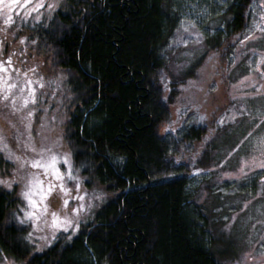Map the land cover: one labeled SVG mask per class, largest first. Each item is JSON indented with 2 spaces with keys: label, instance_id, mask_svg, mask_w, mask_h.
<instances>
[{
  "label": "trees",
  "instance_id": "1",
  "mask_svg": "<svg viewBox=\"0 0 264 264\" xmlns=\"http://www.w3.org/2000/svg\"><path fill=\"white\" fill-rule=\"evenodd\" d=\"M251 1L232 0L229 32L246 27ZM175 11L173 0H67L51 18L13 27L12 38L0 21V61L10 56L24 75V111L33 95L39 108L34 118L20 115L21 97L3 99L0 88V181L12 184L0 183V254L20 264H231L237 257L242 248L232 253L215 232L212 217L222 221V213L195 202L189 168L175 160L177 146L199 141L204 128L190 127L173 147L158 132L178 94L171 82L164 98L161 79ZM216 41L222 45L221 36ZM10 74L0 73L4 85L13 83ZM57 117L61 126H48ZM48 136L60 141L62 154ZM30 143L35 159L21 163ZM51 154L67 156L80 186L88 179L80 194L93 216L81 223L80 214L66 217L76 221L66 228L47 220L37 230L38 194L40 207H33L24 193L37 173L43 179L32 161ZM95 184L107 192L102 203L93 199Z\"/></svg>",
  "mask_w": 264,
  "mask_h": 264
},
{
  "label": "rangeland",
  "instance_id": "2",
  "mask_svg": "<svg viewBox=\"0 0 264 264\" xmlns=\"http://www.w3.org/2000/svg\"><path fill=\"white\" fill-rule=\"evenodd\" d=\"M173 1L178 22L161 53L165 63L161 79L165 86L164 98L171 82L176 83L178 94L169 105V117L159 126L158 132L173 147L176 139L190 127L204 128V135L199 141L177 146L176 163L182 162L189 168L188 189L194 194L195 202L208 210L222 213V221L216 216L212 219L215 232L224 238L227 250L231 249L234 253L238 246L242 248L237 257L231 259V264H264V168L260 167L264 164V143H261L264 140V0L251 1L246 13V27L238 33L228 29V9L232 0ZM66 2L12 0L10 7H4L9 0H3L0 3V21L9 26L7 30L12 38L10 32L13 27H29L43 18L49 19L63 9ZM38 4L41 6L37 7ZM9 18L11 22L5 23ZM219 36L222 45L218 47L216 37ZM10 37L6 36L9 42ZM23 54L20 56H30V53ZM4 66L8 71L0 73L4 72V79H9L12 72L11 85L14 87L8 90L0 80V88L17 99L21 97L15 106L23 115L25 104L21 87L24 75L16 74L17 67L14 64L9 66L8 59ZM43 68H40L43 70L41 73H45ZM36 80L39 81V77ZM60 80L57 79L58 84ZM24 112L28 116L32 113L34 118L39 108L32 101L29 106L26 105ZM52 123L48 126H61V119L57 117ZM48 137L54 150L57 149L56 153L62 154L60 141ZM13 143V148L19 146L17 141ZM31 145L21 148L20 153L25 155L21 163L35 159L30 153ZM4 149L5 146L0 143V150ZM62 157L65 156L57 157V168L63 174L62 182L68 191L60 189L61 181L54 179L51 172L40 174L45 187L50 181L57 187L46 200H41L38 195L41 211L35 226L37 230L43 228L47 220H51L55 227L64 224L66 228V217L80 214L83 218L78 222L81 223L93 216L89 213L87 202L80 199L78 205L76 198L87 194L82 184L86 187L88 179L82 177V184L77 188L78 182L67 175L70 164L72 175L76 177L73 165L68 161L61 166V162L64 163ZM18 170L20 174L23 169ZM93 189L94 200L101 203L106 200L104 185L95 184ZM65 200L70 205L65 206ZM46 202L47 210H44ZM80 205L83 207L80 208ZM76 207L79 211L73 212ZM54 212L57 213L55 219ZM71 220L74 225L76 221ZM258 235L263 237L257 240ZM0 264L20 263L13 257L0 254Z\"/></svg>",
  "mask_w": 264,
  "mask_h": 264
},
{
  "label": "snow or ice",
  "instance_id": "3",
  "mask_svg": "<svg viewBox=\"0 0 264 264\" xmlns=\"http://www.w3.org/2000/svg\"><path fill=\"white\" fill-rule=\"evenodd\" d=\"M0 3H3V0H0ZM12 4V0H9V3L7 4H4V7H10ZM41 5H37V7H40ZM51 7V6H50ZM38 18V17H37ZM11 22V18H9V20H6L5 23H9ZM248 37H245V39H247ZM8 64L9 66L11 65V57L9 56L8 57ZM0 71H4V72H7L8 71V68L4 66V63L2 61H0ZM29 83H31V81H29ZM5 87L6 89L10 90L12 87H14V85H11V84H5ZM32 92L34 93L35 92V89H32ZM3 99H7L8 98V91H5L4 94H3ZM13 101L15 100V97L12 98ZM32 99L33 101L35 100V96L33 95L32 96ZM24 103L27 104L28 103V100L25 99L24 100ZM32 113H29V116H31ZM261 143H264V140L261 141ZM33 151H36L35 148H33ZM45 151H48L44 148H41L40 149V152H45ZM17 159H19L17 157ZM61 159L64 160V163L65 164H68V160H67V156L65 157H62ZM57 156L55 154H51L49 156V158L47 160L44 159V157H40L38 158L37 160H34L32 161V164L34 167H39V168H42L44 170V174L45 175H48L50 172L51 174L53 175L54 179L56 180H60L61 183L59 185L60 189L63 191V192H67L68 189H66L63 185V174H61L59 172V169L57 168ZM261 168H264V164H261L260 165ZM67 175L70 179H78V177H75L72 175V171H71V165L69 164V167H68V172H67ZM36 177L37 179L32 182V187H29L24 195L26 197V199H28L29 203L33 206V207H40L39 204H37V202L33 199V196H32V193L33 191H36L37 194L40 196L41 200H46V198L52 194V192L54 191V189L57 187V185H55L54 183H52L51 181L48 183L47 187L44 186V183H43V180L39 179V173L36 174ZM264 179V178H262ZM0 183H6L7 186L9 188L12 187V184L11 183H8L7 181H0ZM77 188L80 187L79 184L76 185ZM77 199H82L83 197L82 196H77L76 197ZM68 203L67 200L64 201V205L66 206ZM44 210H47V204H45L44 206ZM83 205H80V208H82ZM73 212H78L79 211V208H73L72 209ZM35 213H29V215H34ZM57 216V213H53V218L55 219ZM66 224L68 227H71L72 225V220L71 219H66ZM60 227H65L64 224H61Z\"/></svg>",
  "mask_w": 264,
  "mask_h": 264
}]
</instances>
